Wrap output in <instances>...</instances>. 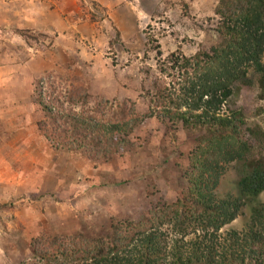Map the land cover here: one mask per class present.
Masks as SVG:
<instances>
[{
    "label": "rangeland",
    "instance_id": "obj_1",
    "mask_svg": "<svg viewBox=\"0 0 264 264\" xmlns=\"http://www.w3.org/2000/svg\"><path fill=\"white\" fill-rule=\"evenodd\" d=\"M218 0H0V264H23L39 234L100 236L118 220L141 218L185 190L195 134L148 116L161 58L192 56L216 43ZM150 40V44L148 41ZM147 70V74L145 71ZM251 70L234 86L225 110L241 111L264 133V85ZM94 101H132L142 123L124 153L106 161L54 150L37 123L36 104L54 107L72 90ZM56 103V102H55ZM264 155V143L249 141ZM36 152L25 163L23 147ZM30 158V157H29ZM21 159V162H20ZM229 167L217 194H235ZM258 201L264 204V192ZM248 208L221 235L241 232Z\"/></svg>",
    "mask_w": 264,
    "mask_h": 264
},
{
    "label": "trees",
    "instance_id": "obj_2",
    "mask_svg": "<svg viewBox=\"0 0 264 264\" xmlns=\"http://www.w3.org/2000/svg\"><path fill=\"white\" fill-rule=\"evenodd\" d=\"M213 11L215 45L165 58L156 46L158 76L146 91L148 116L195 134L183 173L186 189L141 218L112 222L100 236L41 233L30 240L31 257L23 264H264V204L258 201L264 155L249 145L263 144L264 133L249 127L241 111L224 109L250 70L264 85V0H218ZM36 94L42 137L56 151L89 160L125 153L143 121L132 101H94L89 109L91 97L81 89L68 93L64 108L57 98L52 107ZM229 167L237 175L235 194L219 196ZM244 208L245 229L221 235Z\"/></svg>",
    "mask_w": 264,
    "mask_h": 264
},
{
    "label": "crops",
    "instance_id": "obj_3",
    "mask_svg": "<svg viewBox=\"0 0 264 264\" xmlns=\"http://www.w3.org/2000/svg\"><path fill=\"white\" fill-rule=\"evenodd\" d=\"M23 151L25 152V154L30 153V156H25L24 158L26 159L25 160L26 164H29V163L31 164L32 163V159L31 158H35L36 157V156H34V155H36L35 150L34 149L29 150V146H28V148L23 147ZM20 162H21V159H20Z\"/></svg>",
    "mask_w": 264,
    "mask_h": 264
}]
</instances>
